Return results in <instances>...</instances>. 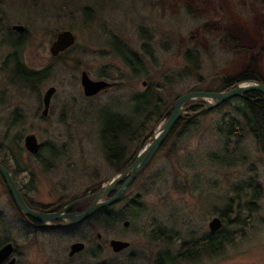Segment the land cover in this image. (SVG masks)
Masks as SVG:
<instances>
[{
    "label": "rangeland",
    "instance_id": "obj_1",
    "mask_svg": "<svg viewBox=\"0 0 264 264\" xmlns=\"http://www.w3.org/2000/svg\"><path fill=\"white\" fill-rule=\"evenodd\" d=\"M17 25L24 31L13 30ZM65 30L73 32L76 42L54 57L50 46ZM118 45L140 57L143 73L135 76L122 62ZM15 51L29 69L47 70V77L29 85L18 80L11 59ZM253 60L264 81V0H0V163L15 166L12 151L25 159L21 165L37 175L30 192L37 206L51 208L60 201L62 207L122 169L109 164L100 138L106 112L133 121L121 138L123 156L133 157L152 141L180 96L228 91L234 86L223 89L225 80L244 72ZM83 71L117 86L86 97ZM51 87L56 93L43 116ZM146 93L152 105L137 115L134 99ZM194 103L202 101L187 105ZM200 112L194 129L187 135L177 129L118 203L79 225L35 230L12 204L0 176V246L15 243L18 264H157L160 259L264 264V153L246 134L229 150L235 148L238 164H220L215 156L222 154L225 140L218 127L232 109ZM29 134L42 145L40 161L16 153L25 150ZM254 184L263 194L252 213L246 204ZM237 191L246 197L240 203ZM232 199L236 212L226 214L222 232L215 235L231 241L225 252L182 260V253L199 249L211 235L209 223L226 212ZM112 239L130 247L114 253ZM75 242H85L87 249L70 259Z\"/></svg>",
    "mask_w": 264,
    "mask_h": 264
},
{
    "label": "trees",
    "instance_id": "obj_2",
    "mask_svg": "<svg viewBox=\"0 0 264 264\" xmlns=\"http://www.w3.org/2000/svg\"><path fill=\"white\" fill-rule=\"evenodd\" d=\"M88 9H86L87 11ZM14 46L17 48V42L14 43ZM116 52H118V55L122 62L130 68L132 73L135 76H139L140 73H143V64L140 59V57L134 53L133 51L117 46ZM12 62L14 64V73L15 77L20 80L24 84H32L41 81L43 78H46L47 76H43V74H47V70L45 71H34L32 69H29L26 65H24L19 56L18 52L15 51L11 55ZM256 61H252L250 66L242 73L238 74L235 77L227 78L224 83L223 89H227L229 87H235L236 84L242 83V82H248V81H260L263 82L262 78L260 77V74L256 71ZM48 75V74H47ZM159 99V98H158ZM134 106H135V114H140L147 110L149 107H151L152 99L146 94H142L140 96H136L134 99ZM159 106V104H158ZM157 107L154 108V110ZM224 108H231L232 113L224 115V118L222 120V125L218 127V133L222 135L223 139L225 140V145L222 150L221 155L215 156V160H219L220 164L225 166H235L238 164L237 159H235V148L232 150V153L229 151L231 149V146L236 139L237 142L242 143L243 140L246 138L247 135H251L255 141L256 144L259 146L261 151L264 153V95L259 92H250L243 97L235 98L230 101L225 102L224 104L220 105L217 108L214 109H208L205 111L200 112V114H203L204 112H213L217 110H221ZM202 110L200 106L193 107L189 111H193V116H188L187 114L179 120L177 125L174 127L173 131L170 133V135L167 137L166 141L162 145L165 146L169 137L180 128L181 134H188L190 133L196 124V116L197 112ZM170 114V113H169ZM169 116V115H168ZM133 126V121L128 119L127 117L108 111L104 114L103 120L101 121V130H100V138L102 140V144L104 147V150L107 154L106 158L110 165L116 164V166L122 168L119 170H123L130 163L134 160L136 157H130L123 156L124 149L121 145V138L126 137L128 132H130ZM138 129L139 132L142 130ZM134 134L136 131H133ZM134 136V135H132ZM148 136L145 138L144 143L147 141ZM125 157V158H124ZM128 158V160L126 159ZM123 165V166H122ZM122 166V167H121ZM253 193L250 198L249 203H247V207L250 210V212H257L258 210V202L262 199L263 189L258 184L253 185ZM249 189V188H248ZM234 192V190H233ZM238 192V191H237ZM243 198H246L241 193H237L236 199L240 203ZM234 203L233 199L228 205L226 212H223L222 215H220L221 219L223 220V223L226 222V214L228 212L234 213L233 205ZM245 205V206H246ZM81 207V206H80ZM84 207V206H83ZM108 209V208H107ZM106 209L102 210L105 211ZM240 210L237 211V221L240 218ZM237 226H241V224H238ZM224 228V225H223ZM223 228L215 233H212L210 236L205 237L203 240V243L201 244L200 248L197 250H188L187 253H182V260L186 261H194L196 257L198 256H219L222 255L226 247L230 244V240L224 241L219 238H216V233L222 232ZM96 256V255H93ZM157 264H175V261L173 259H160Z\"/></svg>",
    "mask_w": 264,
    "mask_h": 264
},
{
    "label": "water",
    "instance_id": "obj_3",
    "mask_svg": "<svg viewBox=\"0 0 264 264\" xmlns=\"http://www.w3.org/2000/svg\"><path fill=\"white\" fill-rule=\"evenodd\" d=\"M13 30L23 32V26H14ZM76 37L73 32L69 30L61 31L57 34L56 39L50 46V53L54 57H58L62 53L69 50L74 46ZM81 85L83 93L86 97H94L103 92H106L117 86L116 82H109L106 80H93L88 72L83 71L81 75ZM250 92H259L264 95V83L260 81H248L236 84V86L228 91L222 92H205L197 91L190 92L180 96L174 103L170 116L165 120L158 131L152 136V141L147 144L136 156L133 163L119 174L114 176L109 182L101 185V187L92 195L77 199L66 206L62 211L55 213H44L31 209L21 194L19 193L17 186L7 169L0 164V173L3 175L5 182L9 188V191L14 199L17 208L34 219L45 225L51 224L54 221H64L57 226L76 225L88 220L95 212L102 210L117 203L128 187L136 180V178L145 170V168L151 163L155 155L161 149L162 145L166 141L167 137L173 131L179 120L185 116L187 111L199 104H188L190 101H202V111L207 109H213L219 107L227 101L235 98L243 97ZM56 93V88L51 87L47 90L44 96V111L43 116H47L53 95ZM24 147L32 154H37L41 149V144L35 134H29L24 138ZM120 186L116 194L105 199L107 195L114 192L117 186ZM91 200V204L80 213H73L65 215V210L76 204ZM129 221L124 222V226L128 227ZM223 227L222 219L219 216L214 217L209 223L210 231L215 233ZM100 238L101 235H98ZM110 248L113 252L119 253L130 247V243L123 240L112 239L110 241ZM86 249L84 242H75L71 244L69 256H74L83 252ZM14 252V246L12 243H8L0 249V263L9 258ZM8 264H15V259H12Z\"/></svg>",
    "mask_w": 264,
    "mask_h": 264
},
{
    "label": "flooded vegetation",
    "instance_id": "obj_4",
    "mask_svg": "<svg viewBox=\"0 0 264 264\" xmlns=\"http://www.w3.org/2000/svg\"><path fill=\"white\" fill-rule=\"evenodd\" d=\"M42 150L39 151V153L37 154H31L28 150H21V151H17L16 153H19V154H31L35 157V160L37 159V161H40V153H41ZM13 153V157L11 158L15 164V166L13 167H8V166H4L7 171L11 174L16 186H17V189L19 191V193L21 194L22 198L24 199V201L26 202V204L33 210L35 211H39V212H44V213H55V212H60L62 211L66 206H68L71 202H68L66 203L64 206L62 207H59L60 206V201L58 202V204H55L53 207H49V208H39L36 204V202L34 201V199L31 198L30 196V192L35 190L34 188V183H35V179H37V175L34 174V173H29L28 172V169L24 166V165H21V161L22 162H27L25 159L24 160H19L17 159V155L12 151ZM29 161V160H28ZM2 164V163H0ZM14 168L16 169H19L18 171L14 170ZM26 175V176H25ZM0 176L2 177L6 187H7V190H8V194L10 196V199L12 201V204L14 205V207L16 208V210L18 211V213L35 229V230H38V231H57V230H60L61 228H65V227H71V226H75V225H67V224H64L62 226H57L61 223H64L66 222L67 220H64V221H54L52 222L51 224H48V225H45L41 222H38V221H35L34 219L30 218L29 216H27L26 214H24L23 212H21L17 206L15 205V202H14V199L9 191V188L5 182V179L3 177V175L0 173ZM27 177H31L30 179H27ZM121 184L119 186H117L116 190L114 192H112L110 195L106 196L105 199H109L111 197H113L116 192L119 190ZM93 193V192H92ZM92 193H89L88 195H91ZM86 195V196H88ZM82 198V197H81ZM62 203V202H61ZM91 203V201H85V202H82V203H79V204H76L74 206H71L70 208L66 209L65 210V215H69V214H73V213H80L82 211H84L86 208H84L83 206L85 205H89ZM81 206V207H80ZM86 206V207H87ZM82 224V223H81ZM8 243H12L13 246H14V252L13 254L7 258L6 260H4L2 263L0 264H8L12 259H15V264H18V247L15 243L13 242H6L4 243L3 245L0 246V249L5 246L6 244ZM86 249H87V244H86ZM86 249L84 251H86ZM70 251V250H69ZM83 251V252H84ZM82 254L81 253H78L74 256H69V252H68V257L70 259H73L75 257H77L78 255Z\"/></svg>",
    "mask_w": 264,
    "mask_h": 264
}]
</instances>
